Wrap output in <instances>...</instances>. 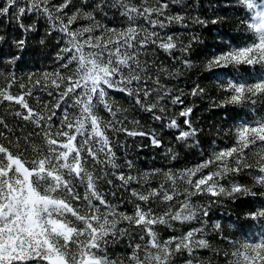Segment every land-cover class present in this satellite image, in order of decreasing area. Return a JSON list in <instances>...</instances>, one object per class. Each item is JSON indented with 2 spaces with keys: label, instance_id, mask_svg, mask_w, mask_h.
Masks as SVG:
<instances>
[{
  "label": "snow or ice",
  "instance_id": "1",
  "mask_svg": "<svg viewBox=\"0 0 264 264\" xmlns=\"http://www.w3.org/2000/svg\"><path fill=\"white\" fill-rule=\"evenodd\" d=\"M181 3L0 0V23L6 18L18 32L8 64L23 61L30 34L42 25L39 46L54 40L57 49L52 71L30 72L26 80L0 72V105H17L11 115L33 126L18 135L0 118V264H212L197 255L205 251L222 256L224 264H264V206L244 213L243 220L238 214L229 235L219 220L209 222L212 206L221 200L264 196L253 191L264 188V0H236L243 9L240 27L251 39L230 43L204 65L227 94L217 106L248 109L233 113L232 145L186 167L141 168L127 157L121 165L114 150L121 133L165 148L155 130L126 126L140 121L128 120L129 109L117 103L116 93L127 97L132 110L175 130V143L163 154L167 160L179 162L182 149L200 147L194 107L185 105L182 91L175 94L161 83L162 76L174 78L179 70L157 63L162 51L192 66L175 52L191 53L199 37L184 44L171 34L173 25L189 26L183 10L169 12ZM192 23L207 27L208 21L197 16ZM7 42L8 34H0V46ZM37 92L51 100L40 101ZM205 93L196 84L190 95ZM33 97L36 107L29 103ZM166 100L181 106L178 115L167 116ZM242 173L252 176L253 186L236 180ZM205 195L211 198L207 204L196 201ZM162 230L171 234L165 237ZM124 237L131 253L110 256L109 247ZM217 237L227 241L226 248L213 245Z\"/></svg>",
  "mask_w": 264,
  "mask_h": 264
},
{
  "label": "rangeland",
  "instance_id": "2",
  "mask_svg": "<svg viewBox=\"0 0 264 264\" xmlns=\"http://www.w3.org/2000/svg\"><path fill=\"white\" fill-rule=\"evenodd\" d=\"M78 4L79 0H75ZM210 0H204L205 5H203V9L198 13L194 4H191L189 0H182L181 4H172L169 8L170 13H174L177 11L183 10L184 13L188 17V28H183L180 25H173L171 28V34L177 36L180 41L184 44H187L193 35H197L199 40L193 43L192 49L195 47H200V51L195 55V60L188 58L190 55H184L179 51L175 52V56L181 57L183 59H190L192 62L191 68L184 67L177 60L172 59L168 56L167 53L160 51L158 55L157 63L164 64L166 67L171 68L175 65L176 69L179 70V74L174 78H168L167 76L161 77V83L167 85L168 88H171L175 94H180L183 92V99L185 100V105L191 106L194 104V100L196 98H201L205 101L206 106L210 109H225V111H230L236 107L228 106V107H218L220 101L227 95L224 93L217 82L216 79L213 78L212 74L206 72L204 70V65L206 61L211 58L213 55L221 52L229 50L230 43L235 46H241L245 40H250L251 37L247 36L244 30L240 27V20L243 19V9L239 8L236 4V0H221V8L222 11L220 13L215 12L212 7L209 6ZM185 6H187L185 8ZM199 16L201 19H205L208 21L207 27L192 23L193 18ZM220 19L219 26L224 25V33L228 35V38L225 40H221L218 37V33L215 29V24L211 23L213 19ZM218 24V23H217ZM217 28V27H216ZM168 31V30H166ZM207 32H210L216 38V46L214 43L205 44L206 40L204 36H206ZM8 34V42L5 46H0V72L4 73H14L16 77L25 79L27 74L39 73L41 71H52L56 68V64L54 63V54L57 50L55 47V41H50L47 48H42L39 46L38 41L41 36L44 35V27L43 25L40 28L38 34H30L29 39V48L27 53L24 56L23 61L18 62L15 66L8 64L6 62V58L9 52H15V49L11 45V38L13 35H18V32L14 30V25H9L7 19H4L3 23H0V34ZM49 52V53H48ZM42 53L49 54L48 59H44L45 61H35L36 57H39ZM155 71V70H154ZM257 72H260V69L257 68ZM205 75V77H201L199 74ZM255 79V77H254ZM190 80V82H188ZM4 78L0 77V85H3ZM199 84L201 87L206 89V93L203 97L197 96L192 97L190 95L191 89ZM19 88L17 86H13L12 92L13 94H17L19 92ZM36 95L39 96L40 101H50L51 98L47 96L46 93L37 92ZM117 103L122 105L124 108H128L129 112L126 114L128 116V120H139L140 125H135L132 123H126V126L129 129L139 128L143 131H152L155 130L163 139L165 148L169 144H174V134L175 130L162 128L160 122H155L152 120V116L149 113H145L140 111L138 108L132 110L133 106L130 102H128L127 97L121 96V94L116 93ZM29 103L34 107L37 106L36 99L29 98ZM168 108L167 116H172L174 113L178 115V112L181 108L180 105L173 106L170 101L162 102ZM237 110L247 111L248 109H240ZM14 110H18V106L14 104H8L7 102L0 105V118H3L5 122L9 125L10 128L14 129L13 126H17L18 133H27L28 131L33 130V126L31 124H27L26 122L14 117L11 115V112ZM259 114H264V112H260ZM254 114L249 113V118H252ZM106 118H108L106 116ZM121 119H123V115H121ZM192 121L194 118H192ZM219 124H216L215 128H213V132L206 139L201 137L203 140V144L200 142V147L195 149H187L184 148L181 150L182 155L179 162L169 161L164 157L165 148H154L151 146L150 141L146 138L141 137H129L124 135L123 133L115 136L114 138V150L117 153L118 162L123 165V161L125 157L131 158L137 162V164L141 168H153V167H186L191 166L198 163L200 160L207 158V156L211 155L213 150H218L226 147H230L233 143V136L229 133V129L233 127L234 121L220 119ZM14 124V125H13ZM195 127H197L201 132L202 123L197 120L193 121ZM204 125V124H203ZM183 126V125H181ZM210 126V125H208ZM2 130V129H0ZM210 130V129H209ZM200 137H198L199 139ZM36 142H39L38 138H34ZM200 141V139H199ZM6 143V141H5ZM125 145L126 147H121L120 145ZM127 171L126 167L124 168ZM236 180L240 183L246 184L248 186L254 185V180L252 176L248 173H242L240 176L236 177ZM227 184V181L224 182ZM258 187V186H256ZM255 188V187H253ZM105 189L107 190V185H105ZM253 191H255L253 189ZM244 200L248 197H241ZM253 198V197H251ZM197 202L207 204L210 201L209 196H200L195 198ZM240 199V198H239ZM232 200H229L231 202ZM252 202L253 211L257 208L264 206V196H260L256 201L250 200ZM115 202V201H114ZM225 200H221V202L212 206V212L209 217V222H215L219 220L225 226V235H229L231 229L228 228V225L232 222V219L222 220L219 219V216H222L223 209H226V204H224ZM131 211V207L128 208ZM217 211L218 213H214ZM247 211L241 212L240 216L243 220V214ZM195 223V222H193ZM251 223V222H249ZM199 226V225H197ZM162 234L167 237L171 233L167 230H162ZM138 241V237H136ZM213 245L218 246L220 248L227 247V241L221 242L217 237L213 239ZM131 241L129 237H124L122 240L117 242L114 245L109 247V255L113 257H126L131 253L132 249L129 247ZM205 261L212 260V264H224L223 257L214 258L213 254L209 251H205L203 253H197Z\"/></svg>",
  "mask_w": 264,
  "mask_h": 264
},
{
  "label": "trees",
  "instance_id": "3",
  "mask_svg": "<svg viewBox=\"0 0 264 264\" xmlns=\"http://www.w3.org/2000/svg\"><path fill=\"white\" fill-rule=\"evenodd\" d=\"M191 2V4L195 5V8L197 9L198 13H200V11L203 9V4L204 0H189ZM209 6L212 7V9L217 12L220 13L222 11L221 8V0H210L209 2ZM220 23L215 24V29L218 33V37L221 40H225L226 38H228V35L224 33V25L219 26ZM217 27V28H216ZM204 39L206 40V45L207 44H211L214 43V45L216 46V38L214 37V35L210 32H207L206 36H204ZM200 51V47H195L194 49H192L190 55L188 56V58L195 60V55ZM49 53V52H48ZM49 54L46 53H42L41 55H39V57L35 58V61H42L44 62V59H48ZM201 77H205L204 74H202V72L199 74ZM188 82H190V80H188ZM194 104H192L191 106L194 107V113L192 115L193 121L197 120L198 122L202 123V128H201V132H199L198 137H200V142L202 145L203 144V140L202 139L206 137V139L209 137V135L213 132V128H215L216 124H219V121H221L220 119H224V120H229V121H234L235 120V116L233 115V113H236L240 110H237L236 108L228 111H225V109H210L206 106V103L203 99L201 98H196L194 100ZM185 103V100H184ZM227 115V119H225V116ZM153 120V119H152ZM154 121V120H153ZM158 122V121H155ZM180 122L181 125H183V118H180ZM204 124V125H203ZM14 125V124H13ZM210 125V126H208ZM15 132L18 133V128L17 126H13ZM210 129V130H209ZM147 139V138H146ZM257 193H261L264 192V188L261 187H255L253 188ZM261 195H257L255 197L253 196H247L248 198H245L244 200H242L243 198L237 199L236 201H231L229 202V200H225L224 204L227 203L226 205V209L221 210L222 211V216H219V219L221 218L222 220H227V219H232V221L236 220L237 215L241 212L244 211H253V206H252V202L250 200L256 201L257 198H259ZM253 197V198H251ZM214 213H218L217 211H214ZM242 219V218H241Z\"/></svg>",
  "mask_w": 264,
  "mask_h": 264
}]
</instances>
